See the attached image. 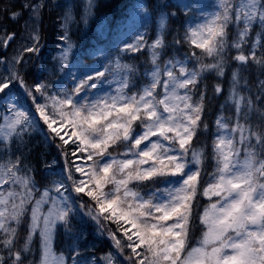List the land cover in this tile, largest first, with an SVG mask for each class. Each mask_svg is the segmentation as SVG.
I'll return each instance as SVG.
<instances>
[{"label":"snow or ice","instance_id":"1","mask_svg":"<svg viewBox=\"0 0 264 264\" xmlns=\"http://www.w3.org/2000/svg\"><path fill=\"white\" fill-rule=\"evenodd\" d=\"M103 7L0 0V264H264V0Z\"/></svg>","mask_w":264,"mask_h":264},{"label":"trees","instance_id":"2","mask_svg":"<svg viewBox=\"0 0 264 264\" xmlns=\"http://www.w3.org/2000/svg\"><path fill=\"white\" fill-rule=\"evenodd\" d=\"M100 3L104 5L100 12V16L103 17L104 15H107L109 18L113 14H118L121 12L125 5L130 3V0H100ZM50 20H46V24H50Z\"/></svg>","mask_w":264,"mask_h":264},{"label":"rangeland","instance_id":"3","mask_svg":"<svg viewBox=\"0 0 264 264\" xmlns=\"http://www.w3.org/2000/svg\"><path fill=\"white\" fill-rule=\"evenodd\" d=\"M61 3H72V4H79L81 0H60Z\"/></svg>","mask_w":264,"mask_h":264}]
</instances>
